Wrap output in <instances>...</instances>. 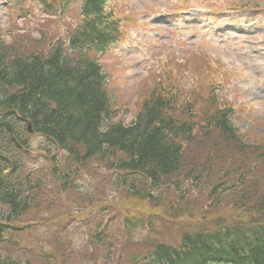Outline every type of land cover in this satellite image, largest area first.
I'll return each mask as SVG.
<instances>
[{
  "label": "trees",
  "instance_id": "trees-1",
  "mask_svg": "<svg viewBox=\"0 0 264 264\" xmlns=\"http://www.w3.org/2000/svg\"><path fill=\"white\" fill-rule=\"evenodd\" d=\"M9 1L20 18L24 3H32L68 21L64 36L56 39L49 30L39 38L10 33L7 42L0 27V243L10 231L32 228L17 224L40 208L39 197L48 190L95 197L94 188L81 192L76 182L96 163L104 167L108 185L127 200L156 208L168 202L165 191L173 195L180 229V239L171 242L150 234L154 217L124 219V237L114 244L104 212L82 211L83 223L70 216L86 227L99 262L109 264L124 253L122 264H264V146L246 143L234 124L235 107L220 96L221 85L203 80V66L185 59L184 65L174 64L178 76H153L138 94L132 120L116 121L98 63V56L123 39L119 21L107 11L109 0ZM231 7L259 9L243 0ZM181 69L193 73V82ZM27 123L63 153L61 159H44L45 166L37 159L39 173L23 160V150L30 149ZM197 190L204 198L192 205L188 198ZM168 204L174 215L176 207ZM49 215L59 217L54 210ZM59 223L63 231L64 220ZM142 232L146 235L138 240ZM42 253L52 264L57 251ZM0 264L21 263L7 256Z\"/></svg>",
  "mask_w": 264,
  "mask_h": 264
},
{
  "label": "rangeland",
  "instance_id": "rangeland-1",
  "mask_svg": "<svg viewBox=\"0 0 264 264\" xmlns=\"http://www.w3.org/2000/svg\"><path fill=\"white\" fill-rule=\"evenodd\" d=\"M240 2L242 0H109L107 11L120 22L123 39L100 57V64L108 79L107 89L115 105L116 121L129 123L132 120L134 106L140 101L138 94L146 84L152 83L153 76L162 73L178 76L179 70L174 64L184 65L185 59L194 58V67L203 66L200 68L203 80L223 87L220 96L235 107L234 124L246 143L264 146V0H243L244 5L252 3L259 7V12L231 7ZM12 7V1L0 0V27L7 42H10V33L29 32L33 38H39L50 30L49 34L56 39L66 31L68 20L54 18L37 5L24 3L23 18L16 15ZM45 20L53 22L45 24ZM40 30L42 34L36 32ZM180 71L193 82V73ZM26 139L30 149L23 150L26 154L23 160L30 163L32 172H40L35 167L37 159L43 160L44 166L51 156L61 159L63 153L45 139L37 135ZM45 155L47 161H44ZM105 174L104 167L96 163L82 171L76 183L81 192L94 188L97 195L87 197L91 199L54 190L39 197L41 206L34 213L46 208L17 224L33 226L30 230L5 234V240L0 243V257L9 256L21 264H46L42 252L57 251L52 264H105L93 254L86 227L73 220L80 222L78 219L84 216L80 217L82 211L86 213L91 207L106 215L103 224L108 227L110 241L114 244L124 237V219L142 217L155 218L150 234L152 231L156 235L160 233V239L171 242L180 239V229L174 221L179 205L174 204L177 202L173 195L165 191L168 202L176 207L174 215L169 214L167 201L152 208L125 199L108 185ZM42 177L45 183H50V179ZM185 188L188 189L187 184ZM197 198H204L198 190L188 198L189 203L194 205ZM50 210H54L59 219L53 220ZM62 220L65 228L58 231ZM139 230L138 227L133 230V237ZM59 232L63 235L61 238L55 235ZM145 235L140 233L138 240ZM123 261L124 253L115 254L109 264Z\"/></svg>",
  "mask_w": 264,
  "mask_h": 264
},
{
  "label": "water",
  "instance_id": "water-1",
  "mask_svg": "<svg viewBox=\"0 0 264 264\" xmlns=\"http://www.w3.org/2000/svg\"><path fill=\"white\" fill-rule=\"evenodd\" d=\"M27 130H28L29 134L33 133V131L31 130V125L30 124L28 125Z\"/></svg>",
  "mask_w": 264,
  "mask_h": 264
}]
</instances>
